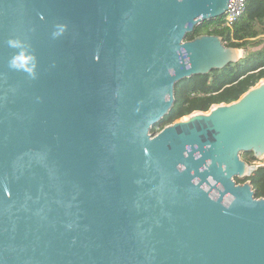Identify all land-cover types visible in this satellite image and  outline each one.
I'll list each match as a JSON object with an SVG mask.
<instances>
[{
  "label": "water",
  "instance_id": "obj_1",
  "mask_svg": "<svg viewBox=\"0 0 264 264\" xmlns=\"http://www.w3.org/2000/svg\"><path fill=\"white\" fill-rule=\"evenodd\" d=\"M230 0H0V264H264V79L152 129L241 50ZM240 181V182H238Z\"/></svg>",
  "mask_w": 264,
  "mask_h": 264
},
{
  "label": "trees",
  "instance_id": "obj_2",
  "mask_svg": "<svg viewBox=\"0 0 264 264\" xmlns=\"http://www.w3.org/2000/svg\"><path fill=\"white\" fill-rule=\"evenodd\" d=\"M221 21L216 19L198 25L186 40L200 35L219 36L225 46L244 51L243 57L222 70L180 82L175 88L172 109L152 129L153 133L193 112H207L214 105L234 102L264 79V0H247L243 14L230 26H222ZM241 157L248 164L256 161L252 154ZM248 181L256 197H264V163Z\"/></svg>",
  "mask_w": 264,
  "mask_h": 264
},
{
  "label": "built area",
  "instance_id": "obj_3",
  "mask_svg": "<svg viewBox=\"0 0 264 264\" xmlns=\"http://www.w3.org/2000/svg\"><path fill=\"white\" fill-rule=\"evenodd\" d=\"M247 0H230V9L226 10L222 18H220L222 26H230L236 21L245 10Z\"/></svg>",
  "mask_w": 264,
  "mask_h": 264
},
{
  "label": "rangeland",
  "instance_id": "obj_4",
  "mask_svg": "<svg viewBox=\"0 0 264 264\" xmlns=\"http://www.w3.org/2000/svg\"><path fill=\"white\" fill-rule=\"evenodd\" d=\"M240 54H241V56L243 57V55H244V51L241 50ZM263 163H264V158H263V159H260V160H256L255 162H253V163H251V164H254V165L259 166V165H262Z\"/></svg>",
  "mask_w": 264,
  "mask_h": 264
}]
</instances>
